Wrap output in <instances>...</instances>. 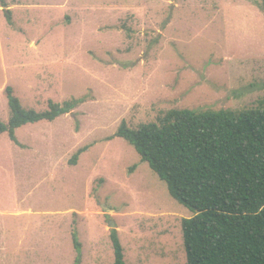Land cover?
<instances>
[{
	"label": "rangeland",
	"instance_id": "rangeland-1",
	"mask_svg": "<svg viewBox=\"0 0 264 264\" xmlns=\"http://www.w3.org/2000/svg\"><path fill=\"white\" fill-rule=\"evenodd\" d=\"M8 87L38 112L88 101L18 130L23 147L0 136V264H115L112 223L127 264H187L193 213L116 135L171 110H264V0H0L5 123Z\"/></svg>",
	"mask_w": 264,
	"mask_h": 264
},
{
	"label": "trees",
	"instance_id": "trees-1",
	"mask_svg": "<svg viewBox=\"0 0 264 264\" xmlns=\"http://www.w3.org/2000/svg\"><path fill=\"white\" fill-rule=\"evenodd\" d=\"M6 15L14 26L12 13ZM6 94L10 119L0 121V136L8 134L20 146L18 130L53 123L88 101H50L48 111L38 112L26 109L13 88ZM116 137L193 213L182 222L187 264H264V110H171L137 131L123 122ZM89 149H80L70 165L77 166ZM111 240L115 264H127L117 230ZM76 248L81 252L80 244Z\"/></svg>",
	"mask_w": 264,
	"mask_h": 264
},
{
	"label": "water",
	"instance_id": "water-1",
	"mask_svg": "<svg viewBox=\"0 0 264 264\" xmlns=\"http://www.w3.org/2000/svg\"><path fill=\"white\" fill-rule=\"evenodd\" d=\"M107 210V208H104ZM108 211V210H107ZM109 213H114L113 211H109ZM112 230H116L117 226L115 223H112V226H111Z\"/></svg>",
	"mask_w": 264,
	"mask_h": 264
}]
</instances>
